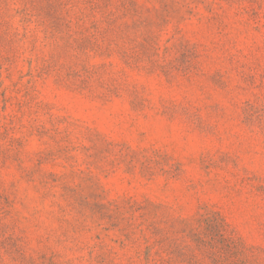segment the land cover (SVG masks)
I'll return each instance as SVG.
<instances>
[{"label":"rangeland","instance_id":"obj_1","mask_svg":"<svg viewBox=\"0 0 264 264\" xmlns=\"http://www.w3.org/2000/svg\"><path fill=\"white\" fill-rule=\"evenodd\" d=\"M0 264H264V0H0Z\"/></svg>","mask_w":264,"mask_h":264}]
</instances>
